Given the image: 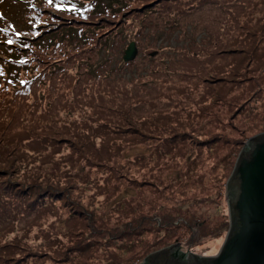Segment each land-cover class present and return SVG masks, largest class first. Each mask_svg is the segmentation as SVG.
<instances>
[{
    "label": "trees",
    "instance_id": "trees-1",
    "mask_svg": "<svg viewBox=\"0 0 264 264\" xmlns=\"http://www.w3.org/2000/svg\"><path fill=\"white\" fill-rule=\"evenodd\" d=\"M22 3V30L0 26V264L221 246L225 184L264 132V0Z\"/></svg>",
    "mask_w": 264,
    "mask_h": 264
},
{
    "label": "water",
    "instance_id": "water-1",
    "mask_svg": "<svg viewBox=\"0 0 264 264\" xmlns=\"http://www.w3.org/2000/svg\"><path fill=\"white\" fill-rule=\"evenodd\" d=\"M136 56L130 42L122 59ZM225 186L229 227L217 254L200 256L173 244L150 253L141 264H264V132L244 144Z\"/></svg>",
    "mask_w": 264,
    "mask_h": 264
},
{
    "label": "rangeland",
    "instance_id": "rangeland-1",
    "mask_svg": "<svg viewBox=\"0 0 264 264\" xmlns=\"http://www.w3.org/2000/svg\"><path fill=\"white\" fill-rule=\"evenodd\" d=\"M21 1L23 2V0H0V26H3V25L5 26V24L11 23L18 30H20V29L22 30L21 25L25 21L24 15L26 12H25L24 7L22 6L23 3ZM171 44H173V42H171ZM178 44L179 43L176 42V45H178ZM121 47H122V44L118 42V45L115 47V52H117V51L118 52L114 55L113 59H117L120 56L119 51H120ZM137 57H139V55H137ZM133 71H128V72H133ZM128 72H125L124 76L128 77ZM126 77H124V78H126ZM232 84L235 87L237 86V84L234 82ZM241 134H242V137H244V136H248L251 133L242 132ZM246 142H247V140L245 141V143ZM136 151H138V150L137 149L133 150L131 152V154L135 153ZM47 152H49V150H47ZM45 154H49V153L41 152V156H46ZM176 174L170 173L167 175V177L169 178V177H172ZM224 200H226V199L224 198ZM223 205H224V203H223ZM225 211H226V209H225ZM178 232H180V234L183 236L182 239L186 236L185 235L186 233H183L182 231H178ZM153 237L151 236L148 242H153V241H151ZM188 237L189 236L187 235V237H185V238H188ZM211 241H213V239H210L207 237L201 239L199 242H197L195 244V246H194L195 250L193 251V253L195 252L196 254H198L200 256H213V255L217 254V252L220 248V245H219L220 243H219V241L213 242V243ZM177 245L179 246V244H177ZM186 251H190V250L186 249ZM190 252H192V251H190ZM133 264H140V263L134 262Z\"/></svg>",
    "mask_w": 264,
    "mask_h": 264
},
{
    "label": "snow or ice",
    "instance_id": "snow-or-ice-1",
    "mask_svg": "<svg viewBox=\"0 0 264 264\" xmlns=\"http://www.w3.org/2000/svg\"><path fill=\"white\" fill-rule=\"evenodd\" d=\"M49 4L53 3V0H48ZM60 2H63V0H60ZM9 44L13 43L11 40L8 41Z\"/></svg>",
    "mask_w": 264,
    "mask_h": 264
},
{
    "label": "flooded vegetation",
    "instance_id": "flooded-vegetation-1",
    "mask_svg": "<svg viewBox=\"0 0 264 264\" xmlns=\"http://www.w3.org/2000/svg\"><path fill=\"white\" fill-rule=\"evenodd\" d=\"M185 252V251H184ZM194 254H196L195 252H194ZM196 255H198V254H196Z\"/></svg>",
    "mask_w": 264,
    "mask_h": 264
},
{
    "label": "built area",
    "instance_id": "built-area-1",
    "mask_svg": "<svg viewBox=\"0 0 264 264\" xmlns=\"http://www.w3.org/2000/svg\"><path fill=\"white\" fill-rule=\"evenodd\" d=\"M141 264V263H140Z\"/></svg>",
    "mask_w": 264,
    "mask_h": 264
}]
</instances>
